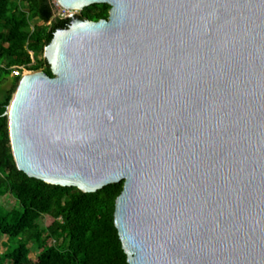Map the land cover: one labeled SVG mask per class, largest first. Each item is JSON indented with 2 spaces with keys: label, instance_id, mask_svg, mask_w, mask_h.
<instances>
[{
  "label": "water",
  "instance_id": "water-1",
  "mask_svg": "<svg viewBox=\"0 0 264 264\" xmlns=\"http://www.w3.org/2000/svg\"><path fill=\"white\" fill-rule=\"evenodd\" d=\"M58 1L52 75L24 73L4 113L18 169L123 182L129 264H264V0Z\"/></svg>",
  "mask_w": 264,
  "mask_h": 264
},
{
  "label": "trees",
  "instance_id": "trees-1",
  "mask_svg": "<svg viewBox=\"0 0 264 264\" xmlns=\"http://www.w3.org/2000/svg\"><path fill=\"white\" fill-rule=\"evenodd\" d=\"M109 8L92 4L80 15L99 20L108 17ZM68 21L53 16L49 0H0V236L6 238L0 239V264H129L114 221L123 182L96 192L46 183L19 170L12 154L4 114L20 79L12 73L24 65L52 75L44 47ZM8 79L11 87L2 89ZM6 194L18 208L4 206ZM45 215L53 220L42 227L39 220ZM34 248L40 250L36 262L29 257Z\"/></svg>",
  "mask_w": 264,
  "mask_h": 264
},
{
  "label": "rangeland",
  "instance_id": "rangeland-1",
  "mask_svg": "<svg viewBox=\"0 0 264 264\" xmlns=\"http://www.w3.org/2000/svg\"><path fill=\"white\" fill-rule=\"evenodd\" d=\"M34 23L37 24H41L42 21L40 19H35ZM30 54H33L32 51H30ZM13 75V73H12ZM11 87V79H8L7 81H5L2 85V89H8ZM2 95V90H0V96ZM2 203L4 204L5 207H7L8 209H14V208H18L19 205L17 203V201L10 195V194H6L5 196H3L2 198ZM52 217L45 215L43 216L40 220L39 223L42 227H46L47 225H49L52 222ZM1 240L6 239L4 236H0ZM4 248H1L0 250H3ZM40 252L39 249L34 248V250L32 251V253L29 255V257L36 262L37 261V255Z\"/></svg>",
  "mask_w": 264,
  "mask_h": 264
},
{
  "label": "built area",
  "instance_id": "built-area-1",
  "mask_svg": "<svg viewBox=\"0 0 264 264\" xmlns=\"http://www.w3.org/2000/svg\"><path fill=\"white\" fill-rule=\"evenodd\" d=\"M49 1L53 7V16L54 17L65 18V17H68L69 15L76 12V10L63 7L59 3L58 0H49ZM30 71H33V70L28 69L24 65H19V66H16V69L13 71V76H20L21 77L24 73H27Z\"/></svg>",
  "mask_w": 264,
  "mask_h": 264
}]
</instances>
